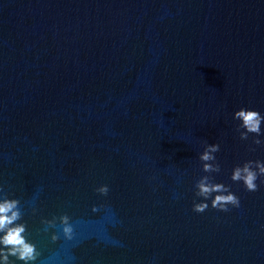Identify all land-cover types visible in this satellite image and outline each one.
<instances>
[{
	"label": "water",
	"instance_id": "obj_1",
	"mask_svg": "<svg viewBox=\"0 0 264 264\" xmlns=\"http://www.w3.org/2000/svg\"><path fill=\"white\" fill-rule=\"evenodd\" d=\"M241 108L264 116V0H0V196L33 264H264V177L230 179L264 163ZM204 175L240 206L196 197Z\"/></svg>",
	"mask_w": 264,
	"mask_h": 264
},
{
	"label": "clouds",
	"instance_id": "obj_2",
	"mask_svg": "<svg viewBox=\"0 0 264 264\" xmlns=\"http://www.w3.org/2000/svg\"><path fill=\"white\" fill-rule=\"evenodd\" d=\"M233 119L240 123L237 131H240V139L247 140L249 134L255 136L261 135V123L264 122V116L258 111L241 108L233 114ZM253 144L262 145L264 141L254 139ZM219 151L218 144L207 145L199 156L204 173H218L219 164L215 163L214 154ZM258 177H264V163L260 161H247L242 166L233 168L230 179L232 182L242 183L244 189L248 192H255L258 189L256 183ZM264 184V180H261ZM195 196L202 201H208L211 198V208L227 212L229 206L238 208L240 206L239 198L233 194L229 187L222 183H214L211 175L202 176L194 185ZM100 195H107L108 187L100 186L96 189ZM209 207L208 203H194L192 211L199 214L205 212ZM95 211V209H93ZM22 212L20 202L16 199H9L7 196H0V264H11L10 257L15 258L21 264H33L39 253L35 245L27 240L25 235L26 225L21 223ZM62 226V232L66 239H71L72 228L69 224V217L63 215L59 218ZM46 227H53V221H43ZM53 235L51 239L56 240Z\"/></svg>",
	"mask_w": 264,
	"mask_h": 264
}]
</instances>
